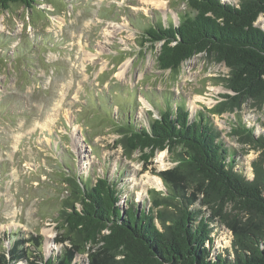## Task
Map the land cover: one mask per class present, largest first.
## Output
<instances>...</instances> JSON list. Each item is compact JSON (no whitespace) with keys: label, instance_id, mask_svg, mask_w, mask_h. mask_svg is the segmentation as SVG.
<instances>
[{"label":"rangeland","instance_id":"rangeland-1","mask_svg":"<svg viewBox=\"0 0 264 264\" xmlns=\"http://www.w3.org/2000/svg\"><path fill=\"white\" fill-rule=\"evenodd\" d=\"M85 2V8L66 2L36 10L38 23L42 12L45 16L36 28L29 26L31 13L25 9L0 10V37L17 39L12 50L24 39L43 35L51 47L57 44L53 51L24 58V67H0V238L10 247L9 237L38 234L46 259L63 248L57 243L55 218L66 193L54 178L66 172L64 165L75 166L78 174L94 181L107 174L124 186L122 208L134 203L140 210L148 209L149 192H165L157 174L176 166L174 156L161 152L149 163L140 153L126 158L116 145L117 129L109 123L113 116L120 120L123 105L136 124L148 125L159 118L163 100L171 103L174 97L186 104L192 121L206 113L235 154L236 171L253 180L254 165L264 169V147L257 142L264 138V105L244 100L233 112L208 113L227 101L224 95H233L224 81L229 69L199 55L184 63L178 74L160 71L161 45L141 46L143 33L133 23L147 26L157 18L166 25L177 24L186 11L181 0ZM256 25L264 29V15ZM227 244L225 236L217 239V248ZM88 262L87 255L75 261Z\"/></svg>","mask_w":264,"mask_h":264},{"label":"trees","instance_id":"trees-1","mask_svg":"<svg viewBox=\"0 0 264 264\" xmlns=\"http://www.w3.org/2000/svg\"><path fill=\"white\" fill-rule=\"evenodd\" d=\"M66 2L86 5L85 0H0V10L25 9L31 13L29 26L36 28L45 21L41 11L38 23L36 10ZM181 2L186 11L177 24L155 18L147 26L132 25L143 33L141 46L161 45L158 69L178 74L184 63L205 55L229 69L224 81L233 94L224 95L227 101L209 114L233 112L244 100L264 105V29L256 25L264 0ZM48 39H24L12 50L17 39L1 36V70L19 69L24 58L53 51L57 44L51 47ZM163 104L159 118L148 125L136 124L124 105L120 120L110 115L120 136L116 145L126 158L140 153L149 163L161 152L174 156L176 166L157 174L165 192L150 191L148 209L134 203L120 207L124 186L107 174L85 178L66 164V172L54 178L66 193L55 218L60 254L46 259L38 234L9 237L10 247L0 238V264H76L82 255L89 264H264V169L255 164V178L247 179L236 171L235 154L205 112L192 121L184 102L173 97ZM22 114L26 118L28 110ZM257 142L264 147V138ZM222 236L228 244L217 248Z\"/></svg>","mask_w":264,"mask_h":264},{"label":"bare ground","instance_id":"bare-ground-1","mask_svg":"<svg viewBox=\"0 0 264 264\" xmlns=\"http://www.w3.org/2000/svg\"><path fill=\"white\" fill-rule=\"evenodd\" d=\"M126 67H127V66H126ZM126 67H125V68H126ZM123 71H124V70H123ZM124 72H126V70H125ZM160 161L163 162V157L160 158ZM160 184H161V183H160ZM161 185H162V184H161Z\"/></svg>","mask_w":264,"mask_h":264}]
</instances>
